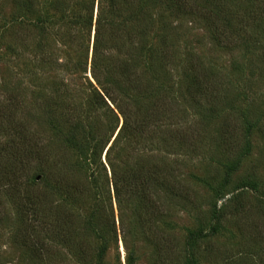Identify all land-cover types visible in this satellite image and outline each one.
<instances>
[{
    "label": "rangeland",
    "instance_id": "1",
    "mask_svg": "<svg viewBox=\"0 0 264 264\" xmlns=\"http://www.w3.org/2000/svg\"><path fill=\"white\" fill-rule=\"evenodd\" d=\"M183 1L186 6L179 15L162 8L167 46L157 50L159 63L151 67L145 60L138 65L141 89H146V83V92L123 83L111 90L115 99L130 103L133 116L156 104L150 115L158 118L153 116L145 140L137 144L124 132L113 143L122 122L113 104H108L113 113L106 107L91 111L90 103L101 87L89 69L85 77L68 76L62 67L46 68L43 73L42 67L8 51V46L17 49L7 29L9 20L17 18V0H0V172L15 161L31 162L20 190L0 192V264H127L128 257L132 264H184L190 255L196 264H264V0ZM203 9L207 15L199 12ZM151 44L161 46L154 36ZM58 49V56L64 57L68 48ZM88 54L89 66L91 51ZM143 57L147 59L148 52ZM196 61L212 78L211 95L190 94L193 75L188 68ZM79 123L82 134L90 123L103 124L102 133H107L99 145V158L81 155L68 145L67 137ZM171 133L189 136L192 145L178 144ZM32 141L42 148L41 167L43 175L50 176L51 187L61 177L63 184L72 180L88 184L91 177L102 175L99 161L108 174L105 153L113 145L109 160L120 168L130 163L127 155L149 166H173L177 161L180 185L193 193L194 202L158 193L168 210L166 217L143 222L140 195L127 196L118 207L110 189L105 222L95 216L94 195L71 200L59 192L53 197L54 205L76 217H72L76 231L68 236L72 237L69 243L51 236L52 254L42 256L37 250V229L27 213L41 176ZM54 216L49 213L51 228ZM90 217L92 227L86 228ZM212 224L218 227L216 234L189 248L188 234L205 233ZM100 235L109 242L102 261L95 253ZM83 244L90 254L80 252L78 246ZM161 245L166 250H160Z\"/></svg>",
    "mask_w": 264,
    "mask_h": 264
},
{
    "label": "trees",
    "instance_id": "2",
    "mask_svg": "<svg viewBox=\"0 0 264 264\" xmlns=\"http://www.w3.org/2000/svg\"><path fill=\"white\" fill-rule=\"evenodd\" d=\"M185 6L186 3L183 0H17V18L16 20L11 18V22L10 20L8 22V26L10 23L9 28L7 26L10 35L14 37L17 49L14 48V45L8 46V51L17 52L19 56L22 55L21 57L35 67H42L43 73H45L46 68L49 70V68L58 69L62 67V71L68 76L79 73L85 77L89 69L91 78L101 87V93L96 91L94 101L90 103L93 104L91 111L93 109L100 111L106 107L113 113L114 109H110L108 105L109 102L113 104L122 120L118 133L113 138V143L120 133L124 132L131 135L139 144L145 140L146 132L151 127L154 114L151 116L150 111L154 109L156 104L153 103L154 105H149L150 108L138 110V114L133 116L128 111L130 103L115 99L111 90L112 88H120L121 83H123V86L129 87L130 85L132 90H137L139 93L146 92L148 85L145 83L146 89H141L142 78L138 77L137 68L138 65L146 62L145 60H148V65L155 67V64L159 63L160 60L157 50L167 46V38L162 34L166 25L161 14L162 8H171L173 14L179 15ZM201 7L206 8L207 6L202 5ZM205 10H199V12H205L203 14L207 15ZM153 26L154 31H151ZM216 28L214 29L216 30ZM167 31L168 27L165 32ZM151 32L153 33L152 36L157 38L161 44L159 48L152 46ZM90 40H92L91 47H89ZM62 46L68 48L64 57L58 56V48ZM18 48L23 51L18 53ZM90 51L91 59L88 66V53ZM146 52L149 54L147 59L143 57ZM188 69L193 75L189 84L190 94L193 96L211 95L214 92L212 91V78L208 76V71L204 65L196 61L192 62ZM166 97L168 101L169 95ZM167 101H164V104L168 103ZM157 113L158 111L155 114ZM132 117L134 118L132 119ZM155 117L158 118L155 115L153 120ZM81 128V123L74 127L72 133L67 137L68 145L81 155L86 154L95 158L98 154L99 158V145L103 143L107 133H102L104 131L103 124L95 127L90 123L84 134L79 131ZM13 131L16 132V130ZM113 133V131L110 133L109 139L113 137ZM172 136L178 144L192 145L186 138L189 136L179 133L172 134ZM172 136H169L168 139ZM34 144L32 147L33 160L40 166L39 176H41L40 185L35 188L34 196L28 202L30 212L28 210L27 213L30 214L37 229L39 237L36 239L37 250L42 256L48 257L52 254L48 244L51 236L53 238L58 235L62 241L69 243L72 237L68 236H72L76 231L75 227L72 228L76 217L74 216L75 219L73 220L72 213H65L54 205L53 197L59 192L63 191L71 200H79L94 195V199L98 202L96 203L95 216L97 214L103 217L105 222L107 219L105 202L110 199V189L118 207L123 204L127 196L140 195L141 206L144 211L141 217L143 222L145 219V221L155 223L166 217L164 212L168 210L158 193H169L176 199L189 204L194 202L193 193L180 185L178 180L179 163L177 161L173 160V166L164 165L165 163L149 166L144 161L136 163L132 156L127 155L126 159L130 163L124 164L125 168H120L109 160L113 145L108 147L105 153L109 175L105 165L99 161L98 165L101 167L102 175L98 173V177L97 175L91 177L88 184L73 180L63 184L64 181L61 177L54 180L55 183L51 187L50 176L43 175L44 169L41 167L44 163L40 157L42 148H39L36 143ZM30 164V161L19 160L10 166H3L0 172V192L4 189L7 192L20 190L22 187L21 178L26 176ZM26 188L27 186L24 189ZM52 212L55 214V224L52 225L55 226V232L48 220L49 213ZM92 219L91 217L87 219L86 228L92 227L94 220ZM214 219L218 221L220 215H214ZM119 225L120 230H124L122 219L119 220ZM217 230L218 227L212 224L205 233L203 231L190 232L186 244L192 249L196 242L216 234ZM75 236L78 237L79 235ZM152 236L155 240L156 237ZM99 238L101 245L95 253L99 261H102L108 251L109 242L104 236L100 235ZM84 246L86 245L78 246L80 252L90 254L88 246L87 249H84ZM159 249L163 250L165 247L161 245ZM192 256L187 257L184 264H196L195 258ZM127 260V264H132L130 257Z\"/></svg>",
    "mask_w": 264,
    "mask_h": 264
}]
</instances>
